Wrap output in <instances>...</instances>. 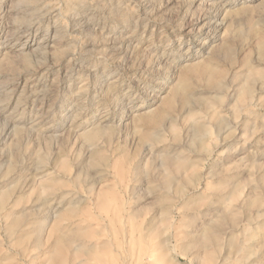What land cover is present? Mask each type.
<instances>
[{
    "label": "rangeland",
    "instance_id": "374dc122",
    "mask_svg": "<svg viewBox=\"0 0 264 264\" xmlns=\"http://www.w3.org/2000/svg\"><path fill=\"white\" fill-rule=\"evenodd\" d=\"M261 9L0 0V264H264Z\"/></svg>",
    "mask_w": 264,
    "mask_h": 264
},
{
    "label": "clouds",
    "instance_id": "9594fccd",
    "mask_svg": "<svg viewBox=\"0 0 264 264\" xmlns=\"http://www.w3.org/2000/svg\"><path fill=\"white\" fill-rule=\"evenodd\" d=\"M259 14H264V9H261ZM169 85L170 84H168L165 90L161 93L160 97L166 94ZM133 101H137V102L135 104H131V103L129 104L128 107L129 119L127 121H124L123 124H121L120 121H116L115 123L109 122L116 126V132L114 138L115 145H122V146L126 145L130 151L135 150L139 144V141L134 133V128H133L134 115L137 113L148 111L158 105V103H153L151 107L147 106V100H145L144 97L141 96L139 91H136L134 93ZM121 141H123V143H121Z\"/></svg>",
    "mask_w": 264,
    "mask_h": 264
},
{
    "label": "bare ground",
    "instance_id": "6f19581e",
    "mask_svg": "<svg viewBox=\"0 0 264 264\" xmlns=\"http://www.w3.org/2000/svg\"><path fill=\"white\" fill-rule=\"evenodd\" d=\"M203 129V128H202ZM16 130V129H15ZM234 132V131H233ZM238 132V131H237ZM195 142V141H194ZM181 168V167H180ZM206 235V234H205ZM64 239V238H63ZM211 239V238H210ZM212 239H214V238H212ZM263 240H264V238H262ZM262 241V240H261ZM264 242V241H263ZM251 248V247H250ZM249 248V249H250ZM164 258V257H163ZM256 263V262H255Z\"/></svg>",
    "mask_w": 264,
    "mask_h": 264
}]
</instances>
